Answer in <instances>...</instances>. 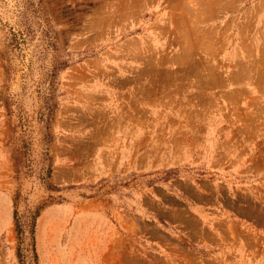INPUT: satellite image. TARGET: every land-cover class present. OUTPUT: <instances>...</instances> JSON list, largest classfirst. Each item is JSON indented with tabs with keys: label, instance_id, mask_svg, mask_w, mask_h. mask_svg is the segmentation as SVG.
Segmentation results:
<instances>
[{
	"label": "rangeland",
	"instance_id": "374dc122",
	"mask_svg": "<svg viewBox=\"0 0 264 264\" xmlns=\"http://www.w3.org/2000/svg\"><path fill=\"white\" fill-rule=\"evenodd\" d=\"M0 264H264V0H0Z\"/></svg>",
	"mask_w": 264,
	"mask_h": 264
},
{
	"label": "bare ground",
	"instance_id": "6f19581e",
	"mask_svg": "<svg viewBox=\"0 0 264 264\" xmlns=\"http://www.w3.org/2000/svg\"><path fill=\"white\" fill-rule=\"evenodd\" d=\"M262 1H260V3H261ZM183 3V2H182ZM262 4V3H261ZM183 7V6H182ZM243 44V43H242Z\"/></svg>",
	"mask_w": 264,
	"mask_h": 264
}]
</instances>
